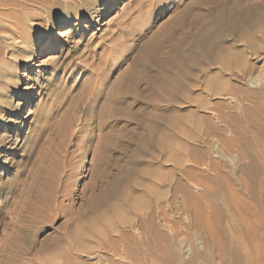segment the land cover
<instances>
[{
	"label": "rangeland",
	"instance_id": "1",
	"mask_svg": "<svg viewBox=\"0 0 264 264\" xmlns=\"http://www.w3.org/2000/svg\"><path fill=\"white\" fill-rule=\"evenodd\" d=\"M36 1L50 44L0 28V264H92L122 229L163 264L153 226L264 264V0Z\"/></svg>",
	"mask_w": 264,
	"mask_h": 264
},
{
	"label": "bare ground",
	"instance_id": "2",
	"mask_svg": "<svg viewBox=\"0 0 264 264\" xmlns=\"http://www.w3.org/2000/svg\"><path fill=\"white\" fill-rule=\"evenodd\" d=\"M37 1L36 0H17V3L16 4H11L12 5V8L10 9L11 11L8 12L7 14H3V15H0V28L1 27H4L6 29H8V34H7V31H6V36L4 35V33H1L3 34V37L5 38V43L8 44L9 48H10V53L12 55H17V51L18 50H21L23 49L24 53L26 54H29L30 52H33L31 51L32 47L35 46L34 44H32V41H29L30 37L32 36L33 38H37L39 37L42 42L43 40V43H48L50 44L52 42V31L54 29V27H52L50 24H49V21L46 20V33H47V37L48 38H45L43 36H41V30H42V22H39L35 19V10H32V8L30 6H33L35 7V3ZM10 3L8 4H5V1L3 0H0V8L1 7H7ZM39 4L41 5L40 8H42V4L41 2H39ZM37 17V15H36ZM90 18V17H89ZM75 21L77 23H75L74 25L72 24V26L69 28L70 31H76L79 30V19L76 17ZM71 24V18L69 19H65V21L63 23H57L56 26L58 27V29H63L67 26H70ZM61 26V27H60ZM63 27V28H62ZM3 29V28H2ZM0 29V30H2ZM2 37V38H3ZM45 38V39H43ZM1 40V39H0ZM37 40V39H36ZM47 40V41H46ZM3 41V40H2ZM1 41V42H2ZM7 41V42H6ZM46 41V42H44ZM37 42V41H36ZM3 43V44H5ZM6 45V44H5ZM4 45V46H5ZM27 46H31L30 49L27 47ZM40 47V52L43 51V48ZM52 48H54V46H51ZM2 48V47H1ZM8 48V49H9ZM25 49V50H24ZM2 50V49H1ZM0 50V51H1ZM4 50H5V47H4ZM6 50H7V47H6ZM4 52V51H3ZM0 55L3 56V54L0 53ZM11 55V56H12ZM9 56V55H8ZM24 56V55H23ZM20 57L22 58L23 60V63H26L27 65H29L30 67H33V58H31V56H27L26 58L25 57ZM10 57V56H9ZM19 57V56H18ZM17 57V58H18ZM7 58V57H6ZM11 58V57H10ZM17 58H14L16 59L15 62L17 61ZM10 61H12V58L10 59ZM11 65V64H10ZM15 68V67H14ZM5 69H3L4 71ZM13 70V69H12ZM11 70V71H12ZM9 71V70H8ZM7 72V71H6ZM3 73V72H2ZM5 74V72H4ZM251 81V80H250ZM250 87V86H249ZM252 87V86H251ZM186 192V190H185ZM191 198V197H190ZM120 215V214H119ZM122 215V214H121ZM120 215V216H121ZM119 216V217H120ZM124 216V215H123ZM182 216V215H181ZM184 216V215H183ZM182 216V217H183ZM118 218V217H117ZM120 219L122 220V217H120ZM119 220V219H118ZM147 223V222H146ZM171 224V222H169ZM144 224V223H143ZM143 224H142V227H143ZM148 224V223H147ZM146 224V225H147ZM162 224V223H161ZM159 224V225H161ZM164 224V223H163ZM141 225V224H140ZM152 225V224H151ZM150 225V226H151ZM158 225V226H159ZM175 224H173L174 226ZM149 226V227H150ZM156 226V224H155ZM164 227V225H162ZM115 227V226H113ZM168 227V226H167ZM166 227V228H167ZM171 227V226H170ZM141 228V227H140ZM147 228V226H146ZM152 228V227H150ZM173 227H172V231H173ZM167 230V229H166ZM171 230V228H170ZM117 231V230H116ZM141 231H144L141 230ZM146 231V230H145ZM144 231V232H145ZM162 231V230H161ZM160 230H159V227H154L150 230V236L152 238H149L150 241H153V239L155 240V243L156 245H165V248L167 246H169V250H165L166 252V255L163 254V256H160L162 255L161 253H164L161 251L160 254H156L158 256V259L160 261H158L157 263H163V264H193L194 262V259L192 260V257L198 255V254H194V255H190V250L191 249V246L189 244H183V240L181 241L180 239V242L177 241L176 238L172 235V237L170 236H167V233H162ZM176 231V230H175ZM81 232V231H80ZM79 232V233H80ZM118 235L117 237H115L113 240L110 238V240L112 241L110 244L111 246H109V243H108V246L110 247V250H111V253H105L104 251V254H100V256H97L98 258L97 259H94L92 261V264H141V261L144 262V258L146 256L143 257V254L145 255V252L144 253V248L145 250L148 249L149 247V243L146 239V236L147 233L144 235V233H140L141 235L140 236H137V235H132V233H128L126 231H124L123 229L120 231H117ZM78 233V234H79ZM148 233V234H149ZM134 234V233H133ZM174 234V233H173ZM177 234V233H175ZM80 235V234H79ZM81 236V235H80ZM149 237V236H148ZM177 237V236H176ZM82 238V237H81ZM78 239V238H77ZM76 239V241H77ZM80 239V238H79ZM175 239V240H174ZM109 240V241H110ZM75 241V242H76ZM151 243H154V242H151ZM185 243V242H184ZM155 245V244H153ZM197 246V245H196ZM79 247V246H78ZM107 247V246H106ZM109 247L107 248V250L109 249ZM161 247V246H160ZM200 247V246H199ZM75 248V247H74ZM72 248V249H74ZM158 250L160 249L159 247H157ZM79 249V248H78ZM83 249V248H82ZM88 249V248H87ZM100 249V248H99ZM103 249V248H102ZM105 249V248H104ZM163 249V246L162 248ZM76 250V249H75ZM106 251V250H105ZM153 251V249H152ZM196 251V250H195ZM78 252V251H77ZM102 253V251H100ZM154 252H156V250H154ZM193 252V251H192ZM191 252V253H192ZM72 253V252H71ZM79 253V252H78ZM77 253V254H78ZM99 253V252H98ZM65 254H68V253H65ZM148 254L150 255V253L148 252ZM71 255V254H70ZM70 255H66L68 256L66 259H64L63 261H65L64 263L65 264H91V263H88L87 261H83L82 259L81 260H78L75 259L76 257L72 258L70 257ZM73 255V254H72ZM154 256V254H152ZM65 256V257H66ZM87 258V257H86ZM150 261V260H149ZM155 261V260H154ZM153 262V260H152ZM63 263V262H62ZM63 263V264H64ZM146 263V262H144ZM143 263V264H144ZM148 263V262H147ZM146 263V264H147ZM154 264V262H153ZM204 264V263H203Z\"/></svg>",
	"mask_w": 264,
	"mask_h": 264
}]
</instances>
